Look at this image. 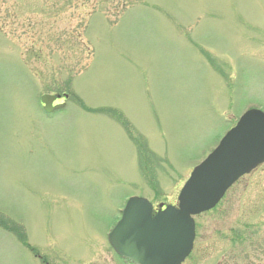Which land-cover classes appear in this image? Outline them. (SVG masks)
<instances>
[{
	"label": "rangeland",
	"instance_id": "1",
	"mask_svg": "<svg viewBox=\"0 0 264 264\" xmlns=\"http://www.w3.org/2000/svg\"><path fill=\"white\" fill-rule=\"evenodd\" d=\"M248 108L264 0H0V264H121L117 209L175 204ZM194 220L182 264H264V162Z\"/></svg>",
	"mask_w": 264,
	"mask_h": 264
},
{
	"label": "water",
	"instance_id": "2",
	"mask_svg": "<svg viewBox=\"0 0 264 264\" xmlns=\"http://www.w3.org/2000/svg\"><path fill=\"white\" fill-rule=\"evenodd\" d=\"M55 95L40 101L50 112ZM264 161V112L249 109L196 167L181 188L177 207L168 205L152 217L145 198L130 197L122 217L108 234L110 244L135 264H180L192 248V216L212 208L241 175Z\"/></svg>",
	"mask_w": 264,
	"mask_h": 264
},
{
	"label": "flooded vegetation",
	"instance_id": "3",
	"mask_svg": "<svg viewBox=\"0 0 264 264\" xmlns=\"http://www.w3.org/2000/svg\"><path fill=\"white\" fill-rule=\"evenodd\" d=\"M59 102H61V100H59V99H56L54 102H53V104H57V103H59ZM107 231H105V239H106V236H107V233H106ZM107 245L110 247L109 249L113 252V254L117 257V259L119 260V262L121 263V264H132V263H130L129 261H127V260H125V259H122V258H120L114 251H113V249L111 248V246L107 243ZM92 251H93V249H92ZM44 261V260H43ZM86 262H88V264H95V263H93V261H91V260H88V261H86ZM85 264V263H84Z\"/></svg>",
	"mask_w": 264,
	"mask_h": 264
}]
</instances>
